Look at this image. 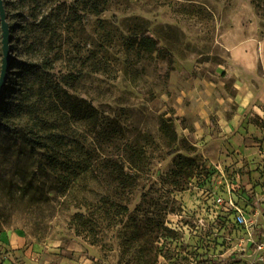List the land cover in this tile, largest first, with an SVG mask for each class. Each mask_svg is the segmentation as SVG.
I'll list each match as a JSON object with an SVG mask.
<instances>
[{
  "label": "rangeland",
  "instance_id": "374dc122",
  "mask_svg": "<svg viewBox=\"0 0 264 264\" xmlns=\"http://www.w3.org/2000/svg\"><path fill=\"white\" fill-rule=\"evenodd\" d=\"M3 6L0 264H264V0Z\"/></svg>",
  "mask_w": 264,
  "mask_h": 264
},
{
  "label": "trees",
  "instance_id": "16d2710c",
  "mask_svg": "<svg viewBox=\"0 0 264 264\" xmlns=\"http://www.w3.org/2000/svg\"><path fill=\"white\" fill-rule=\"evenodd\" d=\"M147 35V34H146ZM149 37V36H147ZM146 36H144V38H147ZM145 43V40H144ZM147 43V42H146ZM85 115H90L92 116V112L90 110H85L84 111ZM163 130L167 133V134H173L174 135V139L176 138V134H174V131L172 130V125L168 122V120H164L163 121ZM134 153H136V151L134 150ZM134 153H132V157L133 155H135ZM179 157H180V161L179 163L182 162H187L188 164L194 163V159L193 157H189V156H185L181 153H179ZM134 158H129V156L126 158V161L122 162V165H118L117 163H112L109 165V171L108 174H110V176H112V178L116 179V181L121 184L122 186H124V188L126 187H131L132 185H134L135 181H136V168L137 165L134 163ZM111 163V162H110ZM126 163H130L133 164V166H127ZM64 171L69 170L70 174L69 176H67L68 178L73 176L74 174H76V170L75 168H73V166H64ZM70 179V178H69ZM79 216V217H78ZM78 219L80 220V218H83L84 215L82 213H78L77 215ZM77 218H75L74 220L78 221Z\"/></svg>",
  "mask_w": 264,
  "mask_h": 264
},
{
  "label": "crops",
  "instance_id": "0c3cea01",
  "mask_svg": "<svg viewBox=\"0 0 264 264\" xmlns=\"http://www.w3.org/2000/svg\"><path fill=\"white\" fill-rule=\"evenodd\" d=\"M234 50H238L237 54H234ZM231 55L235 60H239L244 69L248 72H253L258 66L263 67L262 73H264V40H257L252 45L250 43L245 46L231 47ZM264 76V75H263ZM249 103H258L264 105V89L257 91H250L248 96Z\"/></svg>",
  "mask_w": 264,
  "mask_h": 264
},
{
  "label": "water",
  "instance_id": "95a60500",
  "mask_svg": "<svg viewBox=\"0 0 264 264\" xmlns=\"http://www.w3.org/2000/svg\"><path fill=\"white\" fill-rule=\"evenodd\" d=\"M0 10H1V18H2V24H3V38H4L3 51L5 53L3 71H2L1 78H0V101H1L5 85L7 83L6 80L8 78V70L10 68L9 61H10L11 55L9 52V44H10L9 24H7L6 22V14H5L4 6H3V0H0Z\"/></svg>",
  "mask_w": 264,
  "mask_h": 264
},
{
  "label": "bare ground",
  "instance_id": "6f19581e",
  "mask_svg": "<svg viewBox=\"0 0 264 264\" xmlns=\"http://www.w3.org/2000/svg\"><path fill=\"white\" fill-rule=\"evenodd\" d=\"M237 51H238V50H234V54H237Z\"/></svg>",
  "mask_w": 264,
  "mask_h": 264
},
{
  "label": "built area",
  "instance_id": "2783aa9c",
  "mask_svg": "<svg viewBox=\"0 0 264 264\" xmlns=\"http://www.w3.org/2000/svg\"><path fill=\"white\" fill-rule=\"evenodd\" d=\"M239 219L243 220L241 216H238Z\"/></svg>",
  "mask_w": 264,
  "mask_h": 264
}]
</instances>
